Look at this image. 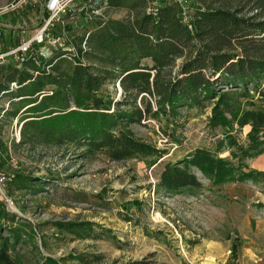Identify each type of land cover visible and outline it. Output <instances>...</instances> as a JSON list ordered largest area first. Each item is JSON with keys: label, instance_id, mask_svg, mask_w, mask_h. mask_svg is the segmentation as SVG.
I'll return each mask as SVG.
<instances>
[{"label": "rangeland", "instance_id": "374dc122", "mask_svg": "<svg viewBox=\"0 0 264 264\" xmlns=\"http://www.w3.org/2000/svg\"><path fill=\"white\" fill-rule=\"evenodd\" d=\"M25 1L0 0V8L14 4L13 11L34 7L24 23L23 39L29 38L48 14L41 9L44 17L38 18V9L42 5L46 9V0ZM62 1L63 8L46 26L50 37L57 41L50 43L44 40L43 44L49 52L66 44L67 52H74L86 64L94 65L99 61L92 53L83 55L78 51V45L87 48V43L79 41L78 36L87 34L95 26V21L101 22L108 17H132L127 8L107 6L104 0ZM176 1L187 23L190 11L204 4L212 7L240 6V13L246 14L256 10L246 0ZM50 2L56 3L57 0ZM152 2H146L144 8ZM7 32L10 31L0 27V48L12 44L13 35L9 33L8 36ZM13 58L7 55V62L14 61ZM247 88V96L240 94L236 98L241 105L251 107L253 105L247 103L249 96L255 102L259 100L260 94H264V80L257 90L252 88L251 82ZM221 89L234 87L223 84L216 92L220 93ZM236 90L241 91L243 87L240 85ZM120 92L117 80L106 81L99 90L100 94L106 93L111 98V108L117 106L113 100L121 97ZM216 98V95L208 96L199 104L179 105L173 113L165 110L159 115L149 114L138 121L126 122L134 134L163 148L164 153L156 159H111L102 151H86L80 142L46 141L37 134L21 137V109L14 116L5 114L4 109L10 105L9 95L2 93L0 173L5 179L0 181L1 207L13 215L14 222L22 223L26 229L17 241L10 244L9 251L15 263L39 264L43 255L59 257L73 252L83 253L86 258L81 261L67 258L61 264H133L139 259L141 264H210L205 262L208 258L203 254L205 244L202 242L227 240L234 233V225L239 222L241 212H256L264 219V142L259 145L261 151L243 157L241 168L254 170L252 176L245 179L213 183L196 167L190 166L200 181L195 188L185 187L171 192L160 189L156 182L166 161L187 157L196 146L215 149L217 140H223V128L212 126L208 121L210 106ZM150 99L153 104L152 97ZM135 100L142 104L138 98ZM119 106L129 107L125 103ZM232 126L230 131L236 140L246 144V131L250 125L240 126L233 122ZM234 149V145H227L224 141L216 154L238 164L239 158L231 153ZM19 174L29 183L36 182L34 188L17 187L16 176ZM82 220L91 221L93 228L91 234L80 237L70 230L59 229L54 223ZM0 222V235L5 236L9 232L8 221L1 217ZM193 252L197 256L190 260Z\"/></svg>", "mask_w": 264, "mask_h": 264}, {"label": "trees", "instance_id": "16d2710c", "mask_svg": "<svg viewBox=\"0 0 264 264\" xmlns=\"http://www.w3.org/2000/svg\"><path fill=\"white\" fill-rule=\"evenodd\" d=\"M104 1L113 8H127L132 17L95 21L87 34L78 36L79 41L87 43L86 49L78 45V51L83 55L92 53L98 63H84L67 52L66 44L49 52L43 41H31L23 61L0 64V91L6 89L10 104L4 111L14 116L21 109V137L37 134L46 141L80 142L86 151H102L111 159H156L164 149L134 134L126 122L138 121L149 114L159 115L165 110L173 113L179 105L199 104L216 95L208 121L223 128V140L235 146L231 153L239 158V163L216 154L224 142L218 139L215 149L196 146L189 156L166 161L159 171L157 186L171 192L199 186L190 166L213 183L252 176L254 170L242 169L240 165L243 157L261 151L264 94H260L257 102L249 96L247 103L251 107L241 105L236 97L248 95V83L257 90L264 80V0H246L256 9L248 14L240 13V6H195L190 11L189 23L176 0H158L155 9L149 11L144 8L149 0ZM116 80L121 86V97L113 100L117 106L111 108V98L99 90L106 81ZM10 81L17 85L7 89ZM223 84L234 89L216 92ZM240 85L243 90L234 91ZM136 98L142 104L136 103ZM120 103L129 107H120ZM233 122L250 125L246 144L236 140L230 131ZM16 177L17 187L32 189L36 184L27 182L20 174ZM1 206L0 201V218L8 221L9 232L0 235V264H16L9 251L10 244L26 229L22 223L14 222L13 215ZM54 223L78 237L91 234L93 228L88 220ZM67 258L81 261L86 257L73 252L59 257L43 255L39 264H61ZM141 262L134 260L133 264Z\"/></svg>", "mask_w": 264, "mask_h": 264}, {"label": "crops", "instance_id": "0c3cea01", "mask_svg": "<svg viewBox=\"0 0 264 264\" xmlns=\"http://www.w3.org/2000/svg\"><path fill=\"white\" fill-rule=\"evenodd\" d=\"M13 6L14 4L5 9L0 8V27L5 31H10L9 33L13 35L10 40L12 44L5 45L0 50L11 48L18 41L23 40L24 23L30 17V10H34L32 6V9L25 11H13ZM41 9L43 5L38 9V18L43 19ZM45 11L47 12L46 9ZM5 33L3 32L4 35ZM9 33L7 32L8 36ZM241 214L239 222L234 225V233L230 234L227 240L212 239L202 242L205 244L203 254L208 258L205 262L208 261L210 264H264V219L256 212L246 211ZM233 236L235 238L231 240ZM196 256V252H193L189 259L195 260Z\"/></svg>", "mask_w": 264, "mask_h": 264}, {"label": "built area", "instance_id": "2783aa9c", "mask_svg": "<svg viewBox=\"0 0 264 264\" xmlns=\"http://www.w3.org/2000/svg\"><path fill=\"white\" fill-rule=\"evenodd\" d=\"M50 1L51 0H46V3H45L48 14L43 24L39 28L35 29V32H33L32 35L29 36V38L21 40L19 43L15 44V46H12L11 48H7L6 50H0V64L8 61L7 55H11L12 58L14 57L13 60H16L18 63L23 61L26 55V52L29 49V46H30L29 44L31 41H35V42L43 41L44 42L45 40L50 43H53L55 40L57 41L56 38L52 39L50 37V35L48 34V31L46 30V26L50 22V20L53 18L55 13H57L60 9L63 8L64 2L62 0H57L56 3H52ZM152 1H153L152 2L153 4L152 5L149 4V6L145 8L147 11L154 10L155 6L158 3L155 0H152ZM69 54L74 55L75 53L73 52ZM33 72H35V70H33ZM16 85L17 83L15 81H10L7 89H11L15 87ZM5 90L6 89H1L0 96ZM48 91H51V90L48 89ZM4 179H5L4 175L0 173V181H3ZM206 264H209V263H206Z\"/></svg>", "mask_w": 264, "mask_h": 264}, {"label": "water", "instance_id": "95a60500", "mask_svg": "<svg viewBox=\"0 0 264 264\" xmlns=\"http://www.w3.org/2000/svg\"><path fill=\"white\" fill-rule=\"evenodd\" d=\"M2 9H5V8H2Z\"/></svg>", "mask_w": 264, "mask_h": 264}]
</instances>
